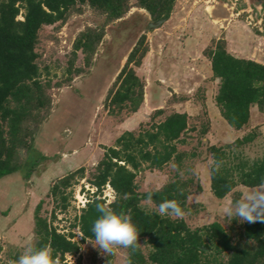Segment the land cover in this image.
Here are the masks:
<instances>
[{"label":"trees","instance_id":"obj_1","mask_svg":"<svg viewBox=\"0 0 264 264\" xmlns=\"http://www.w3.org/2000/svg\"><path fill=\"white\" fill-rule=\"evenodd\" d=\"M175 2L136 0L137 6L146 9L156 22L170 18ZM83 5L105 15L108 23L126 14L131 0H0V180L26 166L22 152L32 153L36 137L51 114V83L41 79L38 63L40 32L45 25L64 23L73 13L82 12ZM20 14L23 18H19ZM104 35L103 27H87L73 44V58L81 51L85 65L90 66ZM145 41L143 35L108 92L104 108L110 115H119L124 110L135 112L144 102L146 83L136 68L142 65L149 51ZM206 54L211 59L214 76L220 79L215 99L222 116L234 129H244L249 124L253 105L264 112V64L233 55L227 50L224 39L216 41ZM73 66L74 59L69 67L71 74L84 71L83 68L73 71ZM164 113L165 109L155 111L148 126L125 131L115 145L105 147L103 157L91 177H87L95 191L74 225L82 233L81 241L74 239L73 231L63 232L54 224L55 211L52 219L41 214V200L34 215L32 246L47 247L61 262L68 255L79 254L83 241L95 240L91 228L100 216L96 210L99 203L117 214L128 215L140 231L139 244L143 240L148 247L147 253L141 244L135 252L128 249L127 264H264V223L243 222L237 229L226 228L216 220L192 228L184 218L159 215L158 205L164 200L174 199L184 211L189 209L194 177L183 178L177 172L163 187L139 191L136 178L144 168L161 170L173 162L180 171L185 159L198 156L196 152L178 147L185 142V134L194 130L190 115L175 111L156 122L155 118ZM208 131L209 122L200 130L202 138ZM259 136L256 127L233 142L208 146L213 159L211 190L216 198H225L239 185L255 188L264 183V154L253 159L245 154L246 147ZM36 164L31 166L28 177ZM216 164H220L218 172ZM86 172L87 167L82 166L58 178L48 194L67 209L69 197L73 195L69 188L86 178ZM108 184L115 192L111 203L102 197ZM196 189L202 190L200 183ZM149 193L153 194L151 200ZM143 201H151L157 209H147ZM20 255L16 253L11 259L16 261Z\"/></svg>","mask_w":264,"mask_h":264},{"label":"rangeland","instance_id":"obj_2","mask_svg":"<svg viewBox=\"0 0 264 264\" xmlns=\"http://www.w3.org/2000/svg\"><path fill=\"white\" fill-rule=\"evenodd\" d=\"M82 9V12L73 13L64 23L45 25L40 32V42L37 47L38 63L42 71L41 79L51 83L49 93L52 95L53 103L51 114L42 127L45 125V129L54 130L55 122L60 120L63 121L62 124H70L66 126L65 131L66 134H70L76 122L86 119L87 116L91 117L92 113L94 116L97 113L96 127L93 128L94 124L91 125L88 128L90 132L87 133L95 158L83 157L76 162L73 161L68 167H60L59 162H54V165L59 166L55 170L52 168L53 163H49L50 161H46L41 156L22 152L27 166L20 170L21 172L10 174L0 180V264H13L14 260L11 257L16 253L22 254L27 246H32L35 242L34 215L41 200L43 201L41 214L52 219V213L55 211L57 218L54 224L63 232L73 231L74 239L81 241L82 233L79 227L74 226L78 223L77 217L83 208L80 200L83 196L89 200L95 191L87 181V177H91V172L106 151L105 147L115 145L122 133L120 122L130 115L127 110L119 115H110L103 104L129 53L143 35L146 36L145 44L149 47L143 64L137 67L142 68L145 63L146 74L143 76L150 75L152 54L158 52L161 58L166 59L167 43L171 37L167 34H174L180 31L179 28H182V36L185 38L196 33L208 36L207 41L210 39L211 41L205 53L215 46L216 41L224 39L227 50L233 55L264 60V1L176 0L170 18L158 27L149 26L156 21L146 9L137 6L136 0H131L130 9L123 17L108 23L105 15L89 5H83ZM19 18H23L22 14ZM87 27H103L105 31L90 66L85 65V55L81 51L73 58V44L77 36ZM73 59V71L76 68H83L82 73L69 72L70 62ZM70 77L73 78L69 82ZM205 96L206 89L203 86L195 87L188 94L171 96L168 104L165 105V113L155 118L156 122L163 120L169 111L175 110L174 104L185 101L186 105H183L191 113L190 125L194 130H189L185 134V142L179 143L178 147L180 150L196 152L198 156L185 159L184 167L180 171L173 162L161 170L144 168L138 173L136 182L139 191H147L163 187L170 179L175 178L177 172L183 178L194 177V190L188 199L189 209L183 216L187 223L192 228H196L217 220L226 228L234 226L239 229L242 222L237 219L230 220L224 215L223 210L257 187L239 185L225 198L218 199L214 196L211 190L213 159L208 152V146L226 144L227 142L223 141L228 138H220L219 132L223 126L220 122L216 123L215 131H212L214 130L212 121L200 104ZM154 113L155 111L152 115ZM208 122L209 131L202 138L200 130L203 124ZM150 123L152 119L144 121L141 125L148 126ZM141 125L135 130L138 131ZM38 136L39 134L35 145L39 143ZM55 146L62 151L68 147L61 143ZM245 154L252 159L264 154V134L261 131L255 142L246 147ZM58 155L64 157V154ZM72 155L67 154L66 158ZM35 162L37 163L35 169L28 177L27 174ZM82 166L87 167L86 178L79 179L72 188H69L73 195L69 197L67 209H63L60 202L48 193L62 173L67 174ZM198 183L201 184L202 190L196 189ZM105 195L107 203L114 200V192L108 186L104 188L102 197L104 198ZM142 205L150 210L157 209L151 201H143ZM140 244L147 253L148 247L145 242L140 240ZM128 254V249L124 248L118 249L111 255L103 254L95 245V240L87 239L81 243L79 254L66 256L61 264H127Z\"/></svg>","mask_w":264,"mask_h":264},{"label":"crops","instance_id":"obj_3","mask_svg":"<svg viewBox=\"0 0 264 264\" xmlns=\"http://www.w3.org/2000/svg\"><path fill=\"white\" fill-rule=\"evenodd\" d=\"M179 30L180 31H176L174 34H167V36L171 37L168 39L167 57L165 60L159 56L158 52L155 55L152 54L150 75L143 76L146 74L144 73L145 63L142 68L136 69L138 71L137 73L144 78L146 83L144 102L137 111L130 112V115L122 119L123 121L120 122V128L122 129L120 131L123 133L125 131L135 130L138 128L141 123L151 119L154 111L164 109L171 96L174 97L179 96L180 94H188L192 92L195 87L203 86L206 89V96L200 104L205 109L206 113H208L212 121V128L214 129L212 131H215L217 122L222 123L223 126L219 132L220 138H228L223 142H233L256 127H258L264 134V112L260 111L258 105H253L251 107L250 121L244 129H234L222 116L221 110L215 99L219 90L220 79L214 76L211 59L205 53L211 39L207 41L208 36L201 35V33L192 34V36L185 38L182 36V28H179ZM247 59H252L256 62L264 64V60L260 58L256 59L252 57ZM185 103V101H182L174 104L175 110H171L169 113L177 111L186 112L191 115L188 108L185 107ZM97 115L98 114L96 113L94 116L92 113L91 117L87 116L86 119L76 122V125L70 134L65 133L67 129L66 126H69L70 124H62L63 121L58 120L55 122V127L53 128L54 130L45 129L46 127L44 125L39 132V143L38 145H35L31 155L45 157L46 161L53 163L52 168H55V170L59 166L56 164L54 165V162H59L60 167H68L71 166V163L73 164V161L76 162L83 157L89 159L91 156V159H94V151L88 142L89 134L87 133L90 132L88 128L91 125L94 124L92 127H96L95 120ZM58 143H61L62 145L65 144L68 147L66 150L62 151L55 146ZM58 154H64V157H61V155ZM67 154L73 155L66 158ZM54 155L57 157L54 158ZM64 175H66L65 172L62 173L61 177Z\"/></svg>","mask_w":264,"mask_h":264},{"label":"clouds","instance_id":"obj_4","mask_svg":"<svg viewBox=\"0 0 264 264\" xmlns=\"http://www.w3.org/2000/svg\"><path fill=\"white\" fill-rule=\"evenodd\" d=\"M220 164H216L215 171H219ZM152 193L148 199H152ZM100 216L94 221L91 231L95 237V245L107 255L113 254L120 248L131 249L135 252L139 248L140 231L128 215L117 214L104 204H96ZM159 215L183 218L185 211L176 200H164L158 205ZM230 220L240 222L264 223V183L247 192L246 195L234 203H230L223 210ZM13 264H61L59 257L54 258L47 247L36 248L27 246Z\"/></svg>","mask_w":264,"mask_h":264},{"label":"built area","instance_id":"obj_5","mask_svg":"<svg viewBox=\"0 0 264 264\" xmlns=\"http://www.w3.org/2000/svg\"><path fill=\"white\" fill-rule=\"evenodd\" d=\"M109 188H111L112 192H114V190L112 189V187L108 184L107 185ZM114 199H115V192L113 195ZM104 198H106V195L104 196ZM83 199V200H82ZM82 199L80 200L82 202L83 207L86 206L87 202L89 201L85 196L82 197Z\"/></svg>","mask_w":264,"mask_h":264},{"label":"water","instance_id":"obj_6","mask_svg":"<svg viewBox=\"0 0 264 264\" xmlns=\"http://www.w3.org/2000/svg\"><path fill=\"white\" fill-rule=\"evenodd\" d=\"M164 21H166V19H163V20H159L155 23H150V27H158L159 25H161Z\"/></svg>","mask_w":264,"mask_h":264},{"label":"flooded vegetation","instance_id":"obj_7","mask_svg":"<svg viewBox=\"0 0 264 264\" xmlns=\"http://www.w3.org/2000/svg\"><path fill=\"white\" fill-rule=\"evenodd\" d=\"M258 1L263 2L264 0H258Z\"/></svg>","mask_w":264,"mask_h":264}]
</instances>
